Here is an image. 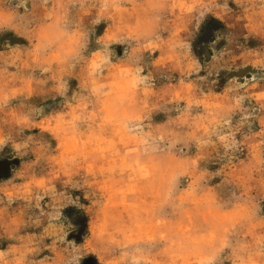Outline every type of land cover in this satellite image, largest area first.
<instances>
[{"label": "rangeland", "instance_id": "374dc122", "mask_svg": "<svg viewBox=\"0 0 264 264\" xmlns=\"http://www.w3.org/2000/svg\"><path fill=\"white\" fill-rule=\"evenodd\" d=\"M0 142V264H264V0H0Z\"/></svg>", "mask_w": 264, "mask_h": 264}, {"label": "clouds", "instance_id": "9594fccd", "mask_svg": "<svg viewBox=\"0 0 264 264\" xmlns=\"http://www.w3.org/2000/svg\"><path fill=\"white\" fill-rule=\"evenodd\" d=\"M141 71H142V69H141ZM2 147H3V144H2V142H0V149H2Z\"/></svg>", "mask_w": 264, "mask_h": 264}]
</instances>
